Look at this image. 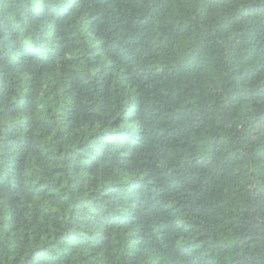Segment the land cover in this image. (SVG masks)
<instances>
[{
    "label": "trees",
    "instance_id": "16d2710c",
    "mask_svg": "<svg viewBox=\"0 0 264 264\" xmlns=\"http://www.w3.org/2000/svg\"><path fill=\"white\" fill-rule=\"evenodd\" d=\"M0 264H264V0H0Z\"/></svg>",
    "mask_w": 264,
    "mask_h": 264
}]
</instances>
